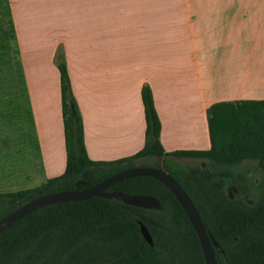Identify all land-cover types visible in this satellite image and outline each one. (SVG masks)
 Wrapping results in <instances>:
<instances>
[{"label":"trees","instance_id":"obj_1","mask_svg":"<svg viewBox=\"0 0 264 264\" xmlns=\"http://www.w3.org/2000/svg\"><path fill=\"white\" fill-rule=\"evenodd\" d=\"M58 70L64 170L38 186L0 192V218L44 193L89 187L137 165L162 167L182 185L217 240L216 264H264V190L250 204L230 197L223 178L242 162H252L264 179V99L212 103L206 110L210 147L167 152L159 140L160 120L151 90L144 85L143 147L115 160H93L85 148L82 118L70 114V102L75 103L66 65L59 64ZM177 158L198 159L205 166L200 162L184 168ZM106 189L153 195L160 207H137L100 196L41 206L0 233V264H205L190 221L159 180L134 176ZM139 220L151 233L152 245L143 238Z\"/></svg>","mask_w":264,"mask_h":264},{"label":"crops","instance_id":"obj_2","mask_svg":"<svg viewBox=\"0 0 264 264\" xmlns=\"http://www.w3.org/2000/svg\"><path fill=\"white\" fill-rule=\"evenodd\" d=\"M110 3L111 7L120 4ZM137 8L146 10L137 14ZM130 9V32L123 43L129 46L126 56L121 54V39L103 34L104 24L118 32L112 25H118L119 17L114 16L107 21L90 18L86 42L71 37L67 47L57 43L48 55L53 116L43 107L47 99L42 86V97L36 88V105L32 97V110L39 147L43 139L36 110L45 141L54 138L61 157L41 168L44 182L62 173L56 174L62 171L65 156L61 63L67 68L85 148L93 160H115L143 147L147 137L140 91L144 85L151 90L160 120L159 140L167 152L210 147L206 110L212 103L264 99V0H144L132 1ZM139 25H143L140 33Z\"/></svg>","mask_w":264,"mask_h":264},{"label":"rangeland","instance_id":"obj_3","mask_svg":"<svg viewBox=\"0 0 264 264\" xmlns=\"http://www.w3.org/2000/svg\"><path fill=\"white\" fill-rule=\"evenodd\" d=\"M97 1H103L100 7L96 6ZM115 1L120 4L117 6L114 3V7H111L110 2ZM132 1L144 0H0V192L42 184L45 177L41 168H49L61 157V150L59 147L56 149L54 138L53 141H45L42 121L36 110L43 139V146L39 147L35 112L32 110V97L36 105V88H40L42 97V86L43 97L47 99L43 101V107H46L50 117L53 116L52 69L48 55L57 43L67 47L71 37L78 36L86 42L90 18L103 17L107 21V18L114 16L119 17L118 25H112L118 27V32L116 28L111 31L110 24H104L103 34L108 37L113 34L116 35L114 38L121 39V54L126 56L129 46L126 48L123 43L130 32ZM145 10L136 9L137 14ZM12 25L14 31L11 30ZM142 28L143 25H139V33L143 31ZM143 46L142 43L141 49ZM176 160L184 168L202 162L191 158ZM202 163L205 166V162ZM62 164V171L56 174L64 170V155ZM225 173L227 177H224ZM225 173L223 178L226 179V190L230 197L239 196L251 204L257 194L264 190V179L252 162H242Z\"/></svg>","mask_w":264,"mask_h":264},{"label":"water","instance_id":"obj_4","mask_svg":"<svg viewBox=\"0 0 264 264\" xmlns=\"http://www.w3.org/2000/svg\"><path fill=\"white\" fill-rule=\"evenodd\" d=\"M70 114H78L75 106L70 102ZM154 136L151 135L150 139ZM134 176H151L159 180L176 198L181 205L184 213L190 221L199 244L202 249L205 264H216L213 247L218 246V242L214 235L205 228V225L201 219L199 212L197 211L191 198L182 187V185L171 176L164 168L154 166H140L127 168L111 174L103 180L82 189H69L60 190L50 193L41 194L9 212L0 218V233L4 231L8 226L14 223L16 220L26 215L27 213L50 203L74 201L81 199H88L94 196H100L109 198L115 201H119L122 204L133 205L143 208H159L160 202L153 195L147 194H131L118 190H107L106 188L113 183ZM139 228L143 238L149 245L153 244V238L149 232L147 226L139 220Z\"/></svg>","mask_w":264,"mask_h":264}]
</instances>
